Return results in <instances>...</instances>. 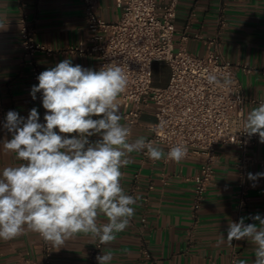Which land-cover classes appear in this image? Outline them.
Segmentation results:
<instances>
[{
	"label": "crops",
	"instance_id": "1",
	"mask_svg": "<svg viewBox=\"0 0 264 264\" xmlns=\"http://www.w3.org/2000/svg\"><path fill=\"white\" fill-rule=\"evenodd\" d=\"M35 27V39L55 49L51 56L39 54L37 63L45 71L59 62L70 59L73 65H81L98 71L93 59L87 55L70 52L68 47L87 41L90 33L84 22L82 0H24ZM96 13L108 20H115L121 13L117 0H96ZM20 0H0V172L5 167L16 166L22 161L15 154L5 152L3 141L12 134L4 129L8 111H16L27 118L32 108L39 113V122L46 123L42 100L32 99L33 83L30 69L24 63L19 39ZM176 41L197 55H205L215 49L212 39L218 42V54L233 63L252 69L237 70V77L246 98L264 100V0H179L175 19ZM188 38L182 41V35ZM199 35V37L195 35ZM166 69V77L155 80V86H165L170 69L165 63L153 67ZM121 123L125 124V107L119 99ZM258 103H247L248 113ZM98 118V117H93ZM155 121L154 109L148 106L139 123L132 129L130 142L151 135L150 126ZM54 131H59L54 129ZM76 136V133L61 134ZM100 139L99 135L89 138ZM164 150L161 145H157ZM215 176L204 195L201 207L193 212V182L191 177L199 172L201 160L185 157L181 162L142 159L141 152L129 154L131 163L123 167L121 186L126 195L136 198L132 205L135 212L126 229L107 243L78 234L59 249L50 245L52 264H98L96 257L110 252V264H253L254 245L247 240L227 239L229 222L256 223L250 217L260 214L264 218V176L249 179V173H264V143L258 141L250 152L255 161L250 165L247 182L248 205L238 216L234 191L238 185L235 159L239 153L236 145H219ZM165 152V150H164ZM100 221H107L100 216ZM147 247L149 255L142 252ZM44 239L39 233L26 232L12 240L0 239V264H43Z\"/></svg>",
	"mask_w": 264,
	"mask_h": 264
},
{
	"label": "clouds",
	"instance_id": "2",
	"mask_svg": "<svg viewBox=\"0 0 264 264\" xmlns=\"http://www.w3.org/2000/svg\"><path fill=\"white\" fill-rule=\"evenodd\" d=\"M37 79L30 95L35 100L36 93H42L46 123L39 122L38 110L32 108L27 118L8 111L3 125L12 134L11 140L3 141V149L22 163L0 172V239L12 240L30 231L58 249L78 234L107 244L126 229L135 212L136 198L121 186V169L131 163L129 154L147 150L153 161L179 163L187 149L177 145L165 153L145 137L130 142L131 130L121 123L117 103L128 77L115 62L95 71L65 59ZM207 80L223 87L232 83L215 74ZM244 131L249 136L258 133L264 143V103L248 113ZM71 133L77 135H61ZM94 135L100 139L91 141ZM261 176L264 173H249L252 180ZM100 216L107 221H100ZM250 218L259 223L245 224L244 217L230 221L221 241H249L255 246L253 264H264V218L260 214ZM96 259L98 264H110L113 257L105 252Z\"/></svg>",
	"mask_w": 264,
	"mask_h": 264
},
{
	"label": "built area",
	"instance_id": "3",
	"mask_svg": "<svg viewBox=\"0 0 264 264\" xmlns=\"http://www.w3.org/2000/svg\"><path fill=\"white\" fill-rule=\"evenodd\" d=\"M82 2L90 36L86 42L70 45L68 50L90 56L98 70L113 62L122 67L128 85L118 99L125 107L123 119L131 131L145 109L151 106L155 121L150 126L151 135L146 139L155 146L161 145L165 153L174 146L183 145L187 149L186 157L201 160L199 172L191 177L194 213L201 207L214 179L218 146L236 145L239 148L235 159L238 185L234 191L239 216L248 205L250 185L247 177L249 167L255 161L250 149L260 141L258 133L249 136L244 131L245 106L247 103L262 104L264 100L246 98L236 72L239 69L251 72L252 69L222 58L216 50L218 42L213 39L209 42L216 48L205 55L194 54L182 42L177 43L175 19L179 0H117L121 13L113 21L96 13V0ZM195 36L199 37L198 34ZM187 38L186 34L182 35V41ZM19 39L31 81L38 85L37 77L43 70L36 58L39 54L51 56L55 49L36 41L35 27L24 0H20ZM155 63L169 66L170 76L165 86L153 84ZM209 74L229 78L232 83L228 87L210 84ZM36 97L42 100V93H36ZM146 151L141 152L143 160L150 159ZM44 249L43 264H52L50 245L46 240ZM142 252L149 255L147 247H143ZM231 261L235 264V253Z\"/></svg>",
	"mask_w": 264,
	"mask_h": 264
},
{
	"label": "trees",
	"instance_id": "4",
	"mask_svg": "<svg viewBox=\"0 0 264 264\" xmlns=\"http://www.w3.org/2000/svg\"><path fill=\"white\" fill-rule=\"evenodd\" d=\"M168 74L166 69H163V71H160V69L153 67V84L156 79H158L160 76L166 77Z\"/></svg>",
	"mask_w": 264,
	"mask_h": 264
}]
</instances>
